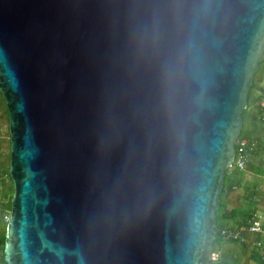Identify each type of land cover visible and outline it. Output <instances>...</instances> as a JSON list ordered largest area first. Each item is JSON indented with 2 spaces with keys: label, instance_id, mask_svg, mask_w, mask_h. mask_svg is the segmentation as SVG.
I'll use <instances>...</instances> for the list:
<instances>
[{
  "label": "water",
  "instance_id": "water-1",
  "mask_svg": "<svg viewBox=\"0 0 264 264\" xmlns=\"http://www.w3.org/2000/svg\"><path fill=\"white\" fill-rule=\"evenodd\" d=\"M264 60V0H0L4 264H212Z\"/></svg>",
  "mask_w": 264,
  "mask_h": 264
},
{
  "label": "crops",
  "instance_id": "crops-1",
  "mask_svg": "<svg viewBox=\"0 0 264 264\" xmlns=\"http://www.w3.org/2000/svg\"><path fill=\"white\" fill-rule=\"evenodd\" d=\"M262 151H264V141L261 140V148L252 157L243 177L241 175L234 181L237 186L232 187V189H225L221 196L220 201L224 216L221 217L223 225L220 228L232 227L238 230L239 238L237 240H224L217 236L218 242L215 251L217 264H264V234H253L244 228L248 221H246L247 215L264 213V185L249 181L251 178L252 180L260 178L261 183L264 184L262 173L264 162L263 164L256 163V160L261 159L260 153ZM231 182L229 183L231 184ZM251 204L252 207H250ZM231 211L238 212L235 219L229 217ZM258 243L261 244L260 247Z\"/></svg>",
  "mask_w": 264,
  "mask_h": 264
},
{
  "label": "rangeland",
  "instance_id": "rangeland-1",
  "mask_svg": "<svg viewBox=\"0 0 264 264\" xmlns=\"http://www.w3.org/2000/svg\"><path fill=\"white\" fill-rule=\"evenodd\" d=\"M253 83H255V86L252 89V94L248 102L249 108L244 115L242 114L243 128L240 136L243 137L246 132L249 137H253L254 139H257L259 142H261V140L264 141V119H260L259 117L260 116L264 117V111L260 110V105H258V102L261 101L264 96V69H260L256 72ZM9 152H10V140H9V130H8V114L6 113V107L4 102H2L1 100V94H0V236L4 231L7 219L10 214L8 204H9V199L13 195V184L8 174ZM252 156H254V154ZM260 158H261L260 160H256V163L263 164L264 151L260 153ZM262 168H263L262 173L264 175V166H262ZM245 170L237 171V173H235L233 172V169L232 170L230 169V171H228L230 173L229 174L230 180L235 181L239 177H241V175L243 177ZM246 178H248V176H246ZM249 181L251 183L256 182V184L258 185H264L261 183L260 178H257V180H252L251 178ZM250 207H252V204L250 205ZM219 213L217 212V217H218L216 223L217 227L214 230V235L216 237L218 230L217 228H220L221 225H223V221L221 220V217H219ZM235 217L233 218L235 219ZM227 228H232V227H227ZM217 241L218 239L214 241L215 245ZM2 257L3 256L0 247V264H4Z\"/></svg>",
  "mask_w": 264,
  "mask_h": 264
},
{
  "label": "built area",
  "instance_id": "built-area-1",
  "mask_svg": "<svg viewBox=\"0 0 264 264\" xmlns=\"http://www.w3.org/2000/svg\"><path fill=\"white\" fill-rule=\"evenodd\" d=\"M261 108H264V96L261 101L258 102ZM258 149V141L254 139H246L240 137L235 144V157L232 166L229 168L237 171L245 170L251 163L252 155ZM244 228L253 234H264V213L253 214L247 221ZM217 236L224 240H237L239 238L238 230L234 228L222 227L217 230ZM261 244L258 243L260 247ZM212 261L216 260V254L212 253Z\"/></svg>",
  "mask_w": 264,
  "mask_h": 264
},
{
  "label": "trees",
  "instance_id": "trees-1",
  "mask_svg": "<svg viewBox=\"0 0 264 264\" xmlns=\"http://www.w3.org/2000/svg\"><path fill=\"white\" fill-rule=\"evenodd\" d=\"M260 69H264V60L259 64V68H258V70H260ZM254 86H255V83H253L252 84V86H251V88L249 89V93H248V102H249V99H250V97H251V94H252V89L254 88ZM1 100H2V102H4L3 101V99H2V96H1ZM248 108H249V106L247 105V108L243 111V115L246 113V111L248 110ZM260 110L261 111H264V108H261L260 107ZM6 113H7V110H6ZM8 114V113H7ZM260 119H264V117L263 116H260L259 117ZM241 134V133H240ZM250 135V134H249ZM247 136V137H246ZM240 137V139L241 138H246V139H254L253 137H249L248 136V134L245 132V135L243 136V137H241V136H239ZM254 140H256V141H258L257 139H254ZM260 148H261V142H259L258 141V149L255 151V153H254V155L260 150ZM232 170V169H231ZM228 171H230V170H228ZM226 172V174H225V181H224V187H223V190H222V193H221V196H222V194H223V192L225 191V189H232V187H234V186H237V184L236 183H234V181H232V180H230V176H229V172ZM233 172H235V173H237V170L235 171V170H233ZM8 174H9V172H8ZM9 178H10V176H9ZM230 181H232L231 182V184L229 183ZM11 198H12V196H11ZM11 198L9 199V204H8V208H9V211H10V201H11ZM221 199V198H220ZM218 213H219V217H222V216H224V213L222 212V205H221V201H220V206H219V209H218V211H217ZM237 211H231L230 213H229V217L230 218H233V217H235V216H237ZM248 214V213H247ZM246 214V215H247ZM227 216V215H226ZM225 216V217H226ZM251 217V215H247L246 216V221L247 220H249V218ZM218 218V217H217ZM246 224H247V222H246ZM6 226V225H5ZM217 227V226H216ZM239 227V226H238ZM216 229V228H215ZM217 229H219V228H217ZM4 232H5V228H4V231H3V233L1 234V236H0V247H1V252H2V249H3V241H4ZM217 239V237H215V240ZM214 240V241H215ZM218 242V241H217ZM217 244V243H216ZM215 251H216V245H215V243L213 244V253H215ZM3 258V257H2ZM212 264H217L216 263V260H215V262L214 261H212Z\"/></svg>",
  "mask_w": 264,
  "mask_h": 264
},
{
  "label": "bare ground",
  "instance_id": "bare-ground-1",
  "mask_svg": "<svg viewBox=\"0 0 264 264\" xmlns=\"http://www.w3.org/2000/svg\"><path fill=\"white\" fill-rule=\"evenodd\" d=\"M229 193V192H228Z\"/></svg>",
  "mask_w": 264,
  "mask_h": 264
}]
</instances>
